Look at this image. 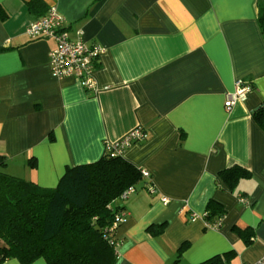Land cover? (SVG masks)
Masks as SVG:
<instances>
[{
  "label": "crops",
  "instance_id": "0c3cea01",
  "mask_svg": "<svg viewBox=\"0 0 264 264\" xmlns=\"http://www.w3.org/2000/svg\"><path fill=\"white\" fill-rule=\"evenodd\" d=\"M30 1L0 0L8 14L0 19L4 169L54 187L67 167L98 160L106 145L141 129L144 137L122 156L151 176L113 202L128 213L116 231V264H199L224 253L226 264H247L263 257L264 125L254 117L264 107L258 0H38L33 8ZM51 7L73 39L105 47L97 92L55 77V40L27 35ZM237 79L252 90L228 108ZM233 166L250 175L231 188L221 172ZM212 200L224 210L217 229L205 224ZM1 264L23 263L13 257ZM31 264L48 263L40 257Z\"/></svg>",
  "mask_w": 264,
  "mask_h": 264
},
{
  "label": "trees",
  "instance_id": "16d2710c",
  "mask_svg": "<svg viewBox=\"0 0 264 264\" xmlns=\"http://www.w3.org/2000/svg\"><path fill=\"white\" fill-rule=\"evenodd\" d=\"M37 3L31 0L30 7ZM258 6L264 33V0H258ZM7 17L0 6V19ZM254 117L264 125V107ZM122 153L106 145L98 160L67 167L54 187L40 186L0 168V264L13 257L23 264L40 257L48 264H116V231L121 224L116 226L114 221L119 210L125 208L113 202L127 188H137L145 178L141 168ZM0 165H6L1 156ZM249 175L239 166L221 172L231 188ZM223 212L212 200L206 219H222ZM164 227L165 223L156 226V232H162ZM187 246L184 243L180 251ZM228 259L229 253H224L199 264H226Z\"/></svg>",
  "mask_w": 264,
  "mask_h": 264
},
{
  "label": "built area",
  "instance_id": "2783aa9c",
  "mask_svg": "<svg viewBox=\"0 0 264 264\" xmlns=\"http://www.w3.org/2000/svg\"><path fill=\"white\" fill-rule=\"evenodd\" d=\"M26 33L32 39L52 38L55 40V47L50 52V66L52 74L55 77H72L84 88L94 90L95 92L99 90L100 87L95 78V70L97 68V62L102 54L105 53V47L88 45L83 39H73L65 25V18L56 7H51L46 15L30 22L26 27ZM103 88L107 89L108 86ZM251 90L252 84L243 79H237L235 89L226 94V107L231 108L237 102L246 101ZM143 137V131L136 129L117 143L108 145V147L109 149L113 148L115 153H122L124 148ZM141 172L145 178L151 176L147 169L142 168ZM136 191L137 188L131 186L118 199L126 200ZM241 200L245 201L246 198L241 197ZM169 201L170 199L168 197H163L164 203H168ZM127 216L126 209H120L114 221L115 225L124 223ZM206 216L207 214L205 213L204 218L207 228L217 229L221 226L222 219L210 222L206 219ZM195 218L196 215H193L192 219ZM247 264H264V256L254 263Z\"/></svg>",
  "mask_w": 264,
  "mask_h": 264
},
{
  "label": "rangeland",
  "instance_id": "374dc122",
  "mask_svg": "<svg viewBox=\"0 0 264 264\" xmlns=\"http://www.w3.org/2000/svg\"><path fill=\"white\" fill-rule=\"evenodd\" d=\"M1 169H3L4 171H6L5 169H4V167H2ZM7 172V171H6ZM18 177H20V176H18ZM22 178V177H21ZM137 187H138V190H141V183H139L138 185H137Z\"/></svg>",
  "mask_w": 264,
  "mask_h": 264
}]
</instances>
